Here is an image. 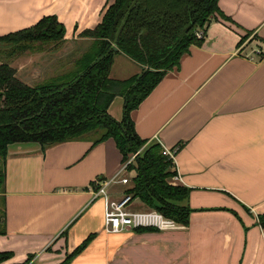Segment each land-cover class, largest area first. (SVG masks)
Returning <instances> with one entry per match:
<instances>
[{"label": "crops", "instance_id": "1", "mask_svg": "<svg viewBox=\"0 0 264 264\" xmlns=\"http://www.w3.org/2000/svg\"><path fill=\"white\" fill-rule=\"evenodd\" d=\"M219 5L235 23L213 19L203 42L193 44L132 111L141 137L177 148L180 177L170 181L189 188L181 202L192 208L188 224L172 219L165 228L107 230L105 197H94L90 185L122 167L112 137L94 143L93 136H83L46 149L36 141L13 142L0 188V252L12 256L0 264L29 255L34 264L57 263L91 234L70 264H264V226L258 222L264 214V0ZM105 7L106 0H0V34L55 14L66 27V49L56 53L65 54L71 40L85 39L81 31L102 20ZM244 32L252 36L241 43ZM42 68L17 70L30 83L31 74H45ZM141 71L139 62L115 55L114 77ZM123 104L117 95L109 107L117 119ZM129 183H111L109 196L123 197ZM130 208L150 209L138 198Z\"/></svg>", "mask_w": 264, "mask_h": 264}, {"label": "trees", "instance_id": "2", "mask_svg": "<svg viewBox=\"0 0 264 264\" xmlns=\"http://www.w3.org/2000/svg\"><path fill=\"white\" fill-rule=\"evenodd\" d=\"M131 1L106 0L102 20L80 33L86 37L82 51L72 47L65 54L51 56L54 67L35 83L27 82L16 67L0 59V188L13 142L36 141L46 149L83 136H93L94 143L112 137L123 161L140 150L128 166L135 174L126 193L186 225L192 208L181 202L188 197L189 188L170 181L176 173L173 160L163 152L161 143L137 133L132 111L193 44L203 42L204 36L196 33L199 28L206 33L213 19L235 21L224 13L219 0H138L114 44ZM65 34L63 22L49 14L32 26L0 34V49L26 51L36 44L58 48L66 42ZM118 53L139 62L142 71L122 79L114 77ZM117 95L124 97L121 119L109 112ZM258 222L264 226V214H258ZM93 236L53 264H70ZM11 256V251L0 252V262Z\"/></svg>", "mask_w": 264, "mask_h": 264}, {"label": "built area", "instance_id": "3", "mask_svg": "<svg viewBox=\"0 0 264 264\" xmlns=\"http://www.w3.org/2000/svg\"><path fill=\"white\" fill-rule=\"evenodd\" d=\"M199 37L204 36V30L199 28L196 31ZM163 152L167 154L174 163L176 169V151L177 148H170L163 145ZM140 152L138 150L131 157L123 161L122 167L119 172L110 179H96L94 183H91L90 190L94 197L103 195L105 197V225L109 231H119L128 226L139 227V226H155L159 228L169 227L174 225V221L171 218L165 216L162 212L156 209H131L130 203L132 201V196L130 194H125L119 199H112L108 194V186L113 182H124L129 183L130 178L128 176H120L123 171H132L128 169L130 162H132L135 156ZM180 174L177 173L173 175V178H179Z\"/></svg>", "mask_w": 264, "mask_h": 264}, {"label": "rangeland", "instance_id": "4", "mask_svg": "<svg viewBox=\"0 0 264 264\" xmlns=\"http://www.w3.org/2000/svg\"><path fill=\"white\" fill-rule=\"evenodd\" d=\"M251 36H252L251 32H246V33L244 32V34L241 35V43H243L245 40H247ZM71 41L73 43V44L71 43V48L72 47H76V49L81 48L79 51L80 53L83 47L85 46L84 39L83 38H80L79 40L73 39ZM5 48H6L5 50L0 49V50H3L0 52V59L8 61L9 63H11V65L16 67L17 69L19 66H22L28 69L29 72L32 73V71L34 70L33 69L34 67H41V66L43 67L41 71H42V74L45 73L44 75H41L39 77L33 76L32 74L30 75L31 83H35L36 81L43 79L45 76L49 74L50 69L54 67L55 65L52 63V60H49L50 57L56 56V52H58L59 50L66 49V43L60 45L58 48L53 47L52 45L36 44L33 49H28L26 51H23V50L20 51L18 49H13V47H8V48L5 47ZM37 52H42V54L34 57L33 53H37ZM1 200L2 199L0 197V217L3 214V208H4L3 202ZM29 256L24 261H21L18 263L34 264V260L36 257L32 255V257L29 258ZM63 260H61L60 262H62ZM60 262H57V263H60ZM50 264H53V263H50Z\"/></svg>", "mask_w": 264, "mask_h": 264}, {"label": "water", "instance_id": "5", "mask_svg": "<svg viewBox=\"0 0 264 264\" xmlns=\"http://www.w3.org/2000/svg\"><path fill=\"white\" fill-rule=\"evenodd\" d=\"M138 0H132L125 12V16H124V19L123 21L120 23L117 31H116V34H115V37H114V40H113V43L116 44L117 43V40L121 34V31H122V28L124 27V24H125V20H126V17L127 15L129 14V12L133 9V7L137 4ZM115 48L117 49V46H115Z\"/></svg>", "mask_w": 264, "mask_h": 264}]
</instances>
